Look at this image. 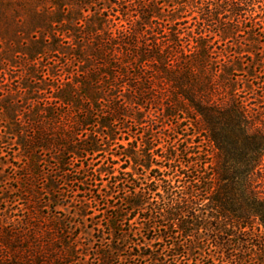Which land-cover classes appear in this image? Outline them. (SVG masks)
Wrapping results in <instances>:
<instances>
[{"label": "trees", "instance_id": "1", "mask_svg": "<svg viewBox=\"0 0 264 264\" xmlns=\"http://www.w3.org/2000/svg\"><path fill=\"white\" fill-rule=\"evenodd\" d=\"M7 1L13 3L0 0V20L7 18L6 7L31 12L15 26H28L25 33L36 35L33 57L44 49L62 56V68L49 69L46 88L32 87V92L50 89L48 101L40 103L35 95L26 127L20 121L12 128L31 163L54 151L62 157L60 169L67 171L75 161L109 151L127 128V119L144 129L140 140L136 138L144 162L135 163L145 169L158 150L157 136L149 132L158 123L164 128L165 120L173 130L188 122L210 150L201 162L202 176L192 180L181 170L187 167L186 158L200 159L201 151L185 147L184 152L175 148L157 155L179 165L174 175L157 187L136 190V185L125 194L121 200L127 210L117 207L104 228L115 241L101 245L90 258L89 248L57 216V199L41 206L29 185L25 190L32 198L15 200L26 206L21 215L0 218V264H130L119 260L123 248L117 241L126 239L119 231L129 221L125 211L145 209L149 220L159 221L157 239L173 242L156 251L133 248L126 262L133 258L139 261L134 264H176L177 256L186 257L188 251L201 255L210 247L221 264H264V191L253 178L264 160V120L235 94L231 76L242 71L241 61L215 51L219 41L222 46L235 41L237 46V38L248 35L243 50L253 53L257 37H264V20L256 10L264 9V0H104L110 2L109 10L102 7L89 20L83 12L97 0H33L44 5L37 11H30L32 0ZM244 52L234 53L239 57ZM171 119L177 120L176 127ZM122 155L132 159L127 151ZM79 182L84 184L83 179ZM115 188L127 193L119 179ZM42 207L51 209V215L45 216Z\"/></svg>", "mask_w": 264, "mask_h": 264}, {"label": "rangeland", "instance_id": "2", "mask_svg": "<svg viewBox=\"0 0 264 264\" xmlns=\"http://www.w3.org/2000/svg\"><path fill=\"white\" fill-rule=\"evenodd\" d=\"M1 1L4 5L13 3L7 0ZM32 1L30 2V11L33 9L37 11L44 7L41 2ZM109 3L108 1L97 0L88 5L83 16L89 20L96 10L105 6L108 11ZM14 8L17 7H6L7 18L0 20V218L5 214L11 217L21 215L20 210L26 206L24 204L18 205L15 200L19 196H23L25 199L32 198V195H28L25 190L29 185H32L34 191L31 193L40 200L41 206L52 205L54 203L51 198L57 199V203L54 204L56 205L57 216L65 220L71 231L70 235L89 248L88 252L92 253L91 256H88L90 258L101 245L115 241L112 236H107L106 233L109 231L104 228L108 220L116 214L117 207L127 210L126 204L121 200L125 194L132 192L136 185L139 186L136 187V190L140 187L145 189L148 186L157 187L161 184L162 179L174 175L173 169L179 165L161 161L157 155L163 154L166 149L173 153L175 148L183 151L185 147L189 148L190 152L201 151L200 159L194 155L190 160L186 158L188 160L187 167H183L181 170L188 180H192L195 176H202L204 169H201L203 166L201 162L208 158L207 152H205L208 148L204 144L203 136L196 134L188 122L182 121L177 125V120L171 119V122L175 124L174 126L177 125L176 129L173 130L166 125L170 122L165 120L164 128H162L161 123H158L152 127L154 131L149 132L157 136L155 144L158 146V150L155 151L157 155L151 166L145 169L135 163L138 160L144 162V159L140 157V141H138L141 138L139 133L143 132L144 129L135 124L132 119H127L125 120L127 128L119 132V139L109 151L94 154L91 158H84L80 162L75 161L65 167L67 171L60 169L58 161L62 157L59 156L58 152L54 155V151L52 154L46 153L47 155L43 153L38 161L31 163L27 154L16 143L17 138L13 135L12 128L20 121L22 124L27 123L30 109L34 108L33 104L35 103L32 98L35 95L39 96L38 101L40 103L48 101L50 89L32 92V87L35 85L46 88L44 83L47 82L49 69L57 67L56 69L60 70L63 63L62 56L58 51L44 49L45 53L33 57L31 48L34 40L37 39L36 35L30 33L29 30L28 33H25L28 26L26 30L19 25L18 27L15 26L22 19H26V14L31 12H28V8L21 11H14ZM45 9L47 8L45 7ZM73 9H77V6H73ZM256 10L260 14L259 19L264 20V9L256 8ZM110 13L113 14L112 11ZM111 18L114 17L111 16ZM189 18L190 23L192 20L191 17ZM189 23L179 25V28L190 26ZM57 28L60 30V26ZM19 30L22 31L18 32ZM247 38L248 35L238 37L237 46L234 44L235 41L227 42L224 46L221 44L223 42L219 41L215 45V51L221 56L231 54V58L236 57V60L241 61L242 71H234L235 75L231 76L234 79L233 83H235V94L245 98L251 112L258 119L264 120V37H257L256 47L252 49L253 53H245L243 50L245 46L249 45L246 41ZM225 49L230 51L227 52ZM235 51L244 53L238 57L234 53ZM218 68H222V66L218 64ZM155 115L161 117L158 113ZM24 126L26 127V124ZM160 128L161 133L159 132ZM52 131L59 133L58 128ZM126 151L130 153L132 159L122 155ZM64 158L71 160L70 155H66ZM29 164H34L35 168L28 167ZM33 173L38 175L32 176ZM84 174H88L89 177H85ZM253 178H255L256 186L264 191V160L261 167L254 173ZM81 179L84 180V184L79 182ZM118 179L124 182L127 193L119 192L118 188H115ZM204 186L203 183L200 187ZM152 207L153 205L149 206V208ZM81 209L84 215H82ZM50 210L45 207L41 208V212L44 211L45 216L51 215ZM125 212L129 221L127 225H123V231H119V235H125L126 239L117 241V245L123 248L120 251L121 257L119 259L123 263H139L133 258L126 262V258L133 248L142 252L156 251L173 242L171 239L164 241L157 239L158 232L156 230H158L159 221L158 219L149 220L150 214L146 209L132 213L130 211ZM206 234L209 235L210 233ZM178 240L175 239L174 241ZM135 244H140V246H135ZM126 246L135 247L126 248ZM210 249L209 247L201 255L192 254L188 251L186 257L177 256L175 258L176 264H221L218 253L210 251ZM180 252L182 255L184 249ZM173 262L175 263V261Z\"/></svg>", "mask_w": 264, "mask_h": 264}]
</instances>
